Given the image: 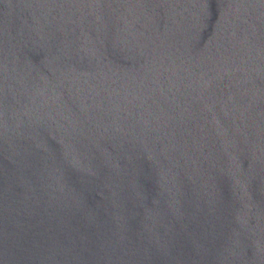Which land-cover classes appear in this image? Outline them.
<instances>
[{"label": "water", "instance_id": "water-1", "mask_svg": "<svg viewBox=\"0 0 264 264\" xmlns=\"http://www.w3.org/2000/svg\"><path fill=\"white\" fill-rule=\"evenodd\" d=\"M0 264H264V0H0Z\"/></svg>", "mask_w": 264, "mask_h": 264}]
</instances>
